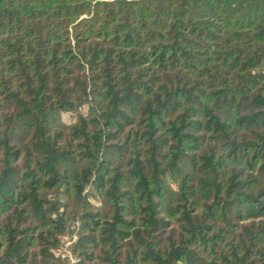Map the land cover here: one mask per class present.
Wrapping results in <instances>:
<instances>
[{"label": "trees", "instance_id": "obj_1", "mask_svg": "<svg viewBox=\"0 0 264 264\" xmlns=\"http://www.w3.org/2000/svg\"><path fill=\"white\" fill-rule=\"evenodd\" d=\"M0 264H264V0H0Z\"/></svg>", "mask_w": 264, "mask_h": 264}, {"label": "rangeland", "instance_id": "obj_2", "mask_svg": "<svg viewBox=\"0 0 264 264\" xmlns=\"http://www.w3.org/2000/svg\"><path fill=\"white\" fill-rule=\"evenodd\" d=\"M64 118H65L66 121H73L75 119V115L70 114V113H67V114L64 115ZM170 183L173 185V187L175 189H177V182L176 181H174L173 179H170ZM95 194H96L95 191L92 190V192H91V198L98 205L99 204V201L97 199V195H95ZM74 236L75 235H73V237ZM71 239H72V235H69V234L64 237V243L61 245V248H60L59 253L61 251H64L65 253L69 254V251H70L69 246H70ZM70 258H72V257H70Z\"/></svg>", "mask_w": 264, "mask_h": 264}, {"label": "built area", "instance_id": "obj_3", "mask_svg": "<svg viewBox=\"0 0 264 264\" xmlns=\"http://www.w3.org/2000/svg\"><path fill=\"white\" fill-rule=\"evenodd\" d=\"M73 235H75V236L73 237ZM75 239H76V234H75V233H72V239H71V241H70V244H71L72 241L75 240ZM68 245H69V244H68ZM68 251H69V250H68ZM60 254H61L62 256H64V257L67 256V255L70 256V257H72V255L70 254V251H69V254L65 253L64 251H61Z\"/></svg>", "mask_w": 264, "mask_h": 264}]
</instances>
